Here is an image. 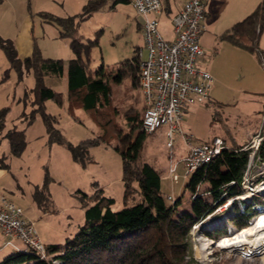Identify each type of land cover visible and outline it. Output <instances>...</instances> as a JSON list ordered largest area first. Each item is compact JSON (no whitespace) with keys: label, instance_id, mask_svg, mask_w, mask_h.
<instances>
[{"label":"rangeland","instance_id":"1","mask_svg":"<svg viewBox=\"0 0 264 264\" xmlns=\"http://www.w3.org/2000/svg\"><path fill=\"white\" fill-rule=\"evenodd\" d=\"M88 1L0 0V37L18 45L23 40L28 44L30 53L37 46L45 59H59L67 65L75 58L70 41L61 39L60 29L47 22L42 14L49 13L61 18L80 17ZM111 5L112 1L89 20L78 19L77 37L86 42L94 40L101 31L99 46L92 49L88 75L96 78L100 73L110 83L111 107L115 111L112 116L116 127L108 131L101 127L103 124L98 122L93 110L86 109L76 96L69 98L68 87L65 89L60 84L59 77L45 79L48 87L64 96L62 107L50 100L46 103V112L55 118V127L66 143L76 146L81 141L105 136V143L88 149L84 165L75 160L66 145L50 143L47 127L39 114L35 120L31 119L36 107L32 104L33 96L29 95L35 86V78L25 74L24 80L19 83L16 72L11 70L0 48V111L10 108L5 119V130L0 134V164L5 166L0 192L24 210L25 217L35 223L45 245H59L62 250L67 239L73 238L84 225L86 209L96 203L95 200L84 198L83 194L92 196L97 189H102V196L115 200V211L140 201V191L134 183L133 192L125 204L123 159L119 149L127 143L121 141L124 135H130L132 143H135L141 133L139 128L130 125L127 117L143 118L144 97L140 80L139 85L134 87L131 77H118V68L121 63L137 56L136 49L142 47L143 33L139 31L137 23L143 18L129 4H118L114 9ZM219 15L222 18V10ZM151 17L158 19L159 32L165 40L175 36L169 13L164 11L161 16ZM205 38H209L211 44L206 48L207 56L199 64L206 70L209 68L215 83L208 102L195 103L183 110V133L193 136V144L196 145L210 144L216 138L231 145L250 144L254 136L247 138L241 135L239 138L242 131H262L264 135V31L259 44L260 54L238 47L235 49L229 41H216L209 33L201 36L203 44ZM142 51L146 57V50ZM213 57L216 61L211 68ZM14 128L25 131L26 135V147L20 155L12 152L7 137V133ZM168 130L167 126H162L146 136L142 144L141 161L150 164L162 175V190L167 198L171 196L174 201L182 198L185 204H189L191 193L186 189L189 179L184 178V165L181 163L188 154V147L183 137L177 136L174 147L169 148ZM174 164H178L179 180L176 183L169 175L170 166ZM94 183H98L99 188ZM245 183V193L239 200L253 205L264 216V204L253 202L255 197L264 201V188L259 190L264 184V164L254 162ZM233 204L222 206L193 226L183 243L186 244L184 250L161 251L165 252L168 260L178 259L179 264H264L262 254L250 256L228 251L221 246L223 240L235 234L234 226L229 224L234 215ZM224 229L228 231V237L212 239L207 235ZM19 245L24 248L21 243ZM0 249L1 264L14 250L4 248L2 240ZM146 256L136 264L161 262L152 253ZM173 264L177 262L173 261Z\"/></svg>","mask_w":264,"mask_h":264},{"label":"trees","instance_id":"2","mask_svg":"<svg viewBox=\"0 0 264 264\" xmlns=\"http://www.w3.org/2000/svg\"><path fill=\"white\" fill-rule=\"evenodd\" d=\"M111 1L112 9L118 4L131 3V0H89L84 5L80 17L61 18L49 13L42 14L47 22L60 29L61 39L70 41V47L75 54V58L67 64L69 98L76 96L86 109L93 110L98 122L103 124L100 126L106 130L116 127L112 116L115 115V111L111 107V85L100 73L96 78L88 75L92 49L99 46L101 31L94 40L83 42L77 37V26L78 19L89 20ZM263 31L264 0L250 15L228 29L220 40H227L235 47L260 54L259 44ZM0 48L5 53L11 70L16 72L19 83L24 80L25 74H31L35 78V86L29 95L33 96L32 104L36 107L32 111L31 119L35 120L39 114L47 127L50 143L66 145L75 160L84 165L88 149L105 143V136L81 141L76 146L68 144L55 127V118L46 112V103L50 100L60 107L63 105V94L48 87L45 79L50 76L60 78L65 69L64 61L45 59L37 46H34L31 56L21 59L15 44L1 37ZM140 49H136L137 56L121 63L118 68V77L120 79L131 77L134 87L139 85L140 79ZM9 111L10 108L0 111V134L5 130V119ZM127 121L133 127L139 128L141 133L135 143H132V137L128 134L121 138L122 142H127L119 149L123 159L125 204L133 192L134 183L138 185L140 201L115 211L113 210L115 200L102 196L103 190L98 187V183H94L95 187L99 188L95 194L83 196L95 200L96 203L86 209L85 223L79 232L73 238L67 239L64 250L59 245H46L47 253L53 260H58L62 264H136L144 260V256L152 253L161 261L160 264H173V261L179 264L176 258L168 260L165 252L161 250H184L186 244L183 243L193 226L214 214L228 201L245 193L243 181L251 151L243 150L247 144L231 145L225 141L227 147L223 152L190 177L186 186L191 193L190 203L185 204L182 198L169 203L163 194L162 175L150 164L141 161L143 140L148 135L142 128V119L139 116H128ZM25 136V131H18L16 128L7 133L15 155H20L24 151ZM258 158L260 163H264V141L255 159ZM0 168L4 169L5 166L0 164ZM205 184L207 187L203 188ZM253 202L264 204L258 197H255ZM233 203L234 215L230 218L229 224L239 230L251 227L253 219L261 214L253 205L241 200ZM227 232L224 229L207 235L212 239H220L222 236L228 237ZM151 234L152 236H149ZM1 264H52V262L41 260L40 256L32 251L22 250L14 251Z\"/></svg>","mask_w":264,"mask_h":264},{"label":"built area","instance_id":"3","mask_svg":"<svg viewBox=\"0 0 264 264\" xmlns=\"http://www.w3.org/2000/svg\"><path fill=\"white\" fill-rule=\"evenodd\" d=\"M207 1H185L182 9L172 19L175 39L169 42L159 32L158 19L151 17V15L157 17L162 15V1L131 0L136 13L143 18L144 47L139 52L141 59L139 80L145 104L142 128L150 135L162 126H167L169 148L174 147L175 137H183L188 147V154L181 161L184 165L185 179H190L195 171L212 162L227 147L226 142L221 138H216L210 144H193V136L185 135L181 128L183 110L195 103L208 102L214 86L211 73L199 64L206 56L200 39L205 31ZM142 50H146V57ZM263 141L264 135L260 132L243 149L251 151L243 187H246L245 182L253 168V163H260V159L255 158ZM177 167L178 164H174L169 169V175L175 183L179 180ZM240 197L228 201L226 207ZM168 200L174 202L171 196ZM254 221L255 219L252 222ZM234 230L236 232L237 228ZM0 239L4 248L32 251L38 254L41 260L62 264L48 255L47 247L42 242L35 223L25 217L24 210L10 202L1 192ZM20 243L24 248L18 245Z\"/></svg>","mask_w":264,"mask_h":264},{"label":"crops","instance_id":"4","mask_svg":"<svg viewBox=\"0 0 264 264\" xmlns=\"http://www.w3.org/2000/svg\"><path fill=\"white\" fill-rule=\"evenodd\" d=\"M161 1H162V6H163V12L165 11V12L169 13L173 19V17L175 15H177L178 12L182 9L186 0H161ZM260 1L261 0H208L206 3V7H205L206 16H207L206 20L207 21H206V28H205L204 34L207 33V35H208V33H209V36H211L214 40L219 41L220 37L228 29H230L236 23L242 21L248 15H250L253 12L252 10H254L258 6ZM129 5L132 7L131 3ZM226 8H227V11L225 10ZM221 10L223 11L222 18L219 15V12ZM137 25H138L139 31L143 33V21H142V19H141V22L137 23ZM59 37H60V34H59ZM167 39L168 40H166V41L172 42V41H174L175 36L173 35ZM201 44H202V46L206 52L207 51L206 48H208L211 44L210 39L205 38L204 44L202 42H201ZM15 46H16V49L18 51L19 57L21 56L20 57L21 59H25L32 54V52L30 53V51H29L28 44L26 42H23V40H21L20 45L15 43ZM141 46L142 47H139V48L142 49L144 46V38H143ZM232 47L235 49H238L234 46H232ZM206 56H207V54H206ZM58 58H60V57H58ZM56 60H59V59H56ZM215 61H216V58L213 57L212 61L210 63L211 68L213 67ZM207 70H209V68ZM59 79L61 81L60 84L63 87H65V89H66V87H68V65H65L63 75ZM66 82H67V84H66ZM214 83H215V80H214ZM67 91H69L68 88H67ZM67 94H68V92H67ZM257 133H259V132L250 131V130L249 131L248 130L242 131L239 135V138L242 137L241 135H245L247 138H251L252 136L255 137L257 135ZM4 176H5L4 169L0 168V180ZM0 241H1V239H0ZM2 244H3V241H2ZM0 251H1V249H0Z\"/></svg>","mask_w":264,"mask_h":264},{"label":"bare ground","instance_id":"5","mask_svg":"<svg viewBox=\"0 0 264 264\" xmlns=\"http://www.w3.org/2000/svg\"><path fill=\"white\" fill-rule=\"evenodd\" d=\"M261 188H264V184L259 190ZM255 221L251 227L237 230L232 237L223 240L221 246L228 251L245 255H264V216H258Z\"/></svg>","mask_w":264,"mask_h":264},{"label":"water","instance_id":"6","mask_svg":"<svg viewBox=\"0 0 264 264\" xmlns=\"http://www.w3.org/2000/svg\"><path fill=\"white\" fill-rule=\"evenodd\" d=\"M252 223H253V222H252ZM252 223H251V224H252Z\"/></svg>","mask_w":264,"mask_h":264}]
</instances>
